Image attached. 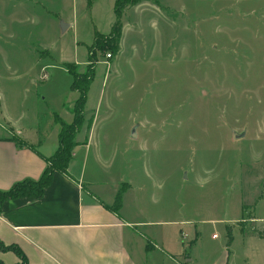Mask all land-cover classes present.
I'll return each instance as SVG.
<instances>
[{
    "label": "rangeland",
    "instance_id": "1",
    "mask_svg": "<svg viewBox=\"0 0 264 264\" xmlns=\"http://www.w3.org/2000/svg\"><path fill=\"white\" fill-rule=\"evenodd\" d=\"M25 1L0 34L1 104L34 114L38 103L43 128L45 97L69 119L77 93L64 64L94 66L80 129L92 126L86 177L119 181L129 216L191 221L200 258L235 227L237 244L250 241L252 251L233 242L230 264H264V0L130 1L120 50L93 41L92 59L89 47L77 56L83 64L70 59L77 40L92 42V24L79 17L77 30L61 31L46 0H0V22ZM44 42L53 54L39 55Z\"/></svg>",
    "mask_w": 264,
    "mask_h": 264
},
{
    "label": "crops",
    "instance_id": "2",
    "mask_svg": "<svg viewBox=\"0 0 264 264\" xmlns=\"http://www.w3.org/2000/svg\"><path fill=\"white\" fill-rule=\"evenodd\" d=\"M46 1L51 6L48 14L56 16L61 31L70 26L77 30L79 17L92 24L93 32L88 30L93 35L92 42L84 44L77 40L73 50L79 53L70 59L83 64V61L78 62L77 56L89 53L96 35L110 32L115 21V0ZM27 3L30 2L14 5L10 17L1 19L0 34L9 22L13 24L18 20L27 9ZM124 15L121 17L119 47L127 34L128 23ZM62 25L66 27L63 29ZM36 51L40 56L48 51L51 54L55 52L52 45L45 42ZM42 61L38 57L35 64L45 71L47 64ZM41 100L39 106H45L47 112L43 128L38 103L34 114H29L22 105H18L16 112H20L15 114L1 104L0 95V190H7L15 182L26 178L39 179L46 167V158L58 147L60 127L56 117L66 123L72 120V113L65 111L67 119L51 107L45 97ZM91 133L92 126L75 135L78 145L73 149L67 173L54 172L42 197L26 196L3 202L0 211V242L3 245L17 246L29 264H230L229 258L235 248L232 243H238L242 230L229 228L230 233L221 249L200 258L194 248L200 240L201 230L196 225L192 226L193 230L188 228L191 221L183 218L146 220L136 215L129 216L123 195L116 208L114 201L120 190L119 181L112 182L111 187L97 185L84 172L92 146L89 141ZM79 135H82L81 139ZM223 232L225 235V230ZM213 236L218 237V234ZM244 244L246 249L237 245L243 251H252L250 241ZM243 259L246 264H256L251 257ZM0 261L14 264L20 261V257L16 251L0 247Z\"/></svg>",
    "mask_w": 264,
    "mask_h": 264
},
{
    "label": "trees",
    "instance_id": "3",
    "mask_svg": "<svg viewBox=\"0 0 264 264\" xmlns=\"http://www.w3.org/2000/svg\"><path fill=\"white\" fill-rule=\"evenodd\" d=\"M130 1L133 0H115L114 3V24L107 35H96L94 40V45L100 49H106L111 51L112 53H117L119 49V41L121 38V27H122V11L129 4ZM91 49V48H90ZM93 50L90 51L91 59L94 57ZM66 70L71 78L70 88L76 91L78 98L75 100L71 111L73 114L72 120L70 123H66L59 117H56L57 122L59 123L60 131L58 134V147L56 151L46 158V167L42 171V174L39 179L33 180L30 178H26L25 180H21L15 182L11 185V187L7 190H0V211L1 206L4 201L11 200L15 198H25L34 197L40 198L42 197L45 187H47L53 178L54 172L58 171L61 173H67L66 170L68 165L72 159V153L75 146L78 145L77 141H75V135L82 128V124L84 122L85 116V103L87 98V91L92 82V78L94 76V66H88L87 70L84 73H78L76 70V65L74 64H64ZM88 129L91 127L90 122L88 123ZM121 189L118 191L115 197L116 208L119 207L121 201ZM0 247L3 250L12 249L16 251V253L20 257V261L14 264H29L26 261L25 256L18 249L17 246L10 245L5 246L0 242ZM0 264H3L0 261Z\"/></svg>",
    "mask_w": 264,
    "mask_h": 264
},
{
    "label": "water",
    "instance_id": "4",
    "mask_svg": "<svg viewBox=\"0 0 264 264\" xmlns=\"http://www.w3.org/2000/svg\"><path fill=\"white\" fill-rule=\"evenodd\" d=\"M66 27V25H62V28L64 29ZM133 135H134V133H133ZM242 136H244V132L242 131V132H239V133H237L236 131H233L232 132V135H231V137L234 139V140H237V139H239V138H241Z\"/></svg>",
    "mask_w": 264,
    "mask_h": 264
},
{
    "label": "built area",
    "instance_id": "5",
    "mask_svg": "<svg viewBox=\"0 0 264 264\" xmlns=\"http://www.w3.org/2000/svg\"><path fill=\"white\" fill-rule=\"evenodd\" d=\"M111 55L110 54H107V57L109 58ZM42 78L45 79L46 78V74H43L42 75Z\"/></svg>",
    "mask_w": 264,
    "mask_h": 264
}]
</instances>
